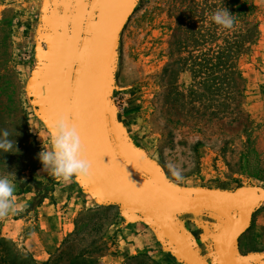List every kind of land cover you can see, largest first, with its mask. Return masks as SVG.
Returning <instances> with one entry per match:
<instances>
[{
    "label": "rangeland",
    "instance_id": "rangeland-1",
    "mask_svg": "<svg viewBox=\"0 0 264 264\" xmlns=\"http://www.w3.org/2000/svg\"><path fill=\"white\" fill-rule=\"evenodd\" d=\"M95 3L0 0V131L16 141L12 152H0V176H9L20 192L28 188L26 208L10 216L28 215L23 237L37 221L36 207L56 202L60 181L38 159L47 141L39 134L61 113L67 64L70 86L97 13L87 5ZM224 8L234 19L227 29L211 20ZM108 86L113 147L139 173L183 195L240 186L264 195V0H135L116 42ZM77 182L75 193L92 191L94 203L72 205L70 230L45 259L3 235V220L0 237L37 263L189 264L140 213L104 202ZM174 221L203 261L216 264L213 240L222 218L198 211ZM235 256L264 264V198L235 243Z\"/></svg>",
    "mask_w": 264,
    "mask_h": 264
},
{
    "label": "water",
    "instance_id": "water-1",
    "mask_svg": "<svg viewBox=\"0 0 264 264\" xmlns=\"http://www.w3.org/2000/svg\"><path fill=\"white\" fill-rule=\"evenodd\" d=\"M134 3L135 0H106L97 8L86 43L76 56L70 86L67 64L60 108L61 113H75L85 155L92 162L91 175L82 180L102 201L116 204L126 212L140 213L189 264L206 263L183 236L174 218L198 211L212 212L223 220L213 240L216 264H258L248 258H237L235 243L249 228L253 212L264 198L259 189L253 186H240L231 191L201 188L183 195L139 173L113 147L107 123L109 68L118 36ZM71 53L69 62L73 61ZM136 176L149 180L155 192L143 190ZM251 193L257 196L255 201Z\"/></svg>",
    "mask_w": 264,
    "mask_h": 264
},
{
    "label": "clouds",
    "instance_id": "clouds-1",
    "mask_svg": "<svg viewBox=\"0 0 264 264\" xmlns=\"http://www.w3.org/2000/svg\"><path fill=\"white\" fill-rule=\"evenodd\" d=\"M211 20L226 29L234 24V19L227 8L217 10ZM47 129V132L39 134L40 137H47V141L42 142V150L38 153L43 170L60 182L89 177L92 162L85 155L78 126L65 113H58L47 123ZM9 136V131H0V152H12L13 147H16V141L10 140ZM169 168L175 179L182 178L179 170L172 165H169ZM14 192L15 184L12 179L9 176H0V217H6L16 211Z\"/></svg>",
    "mask_w": 264,
    "mask_h": 264
},
{
    "label": "crops",
    "instance_id": "crops-1",
    "mask_svg": "<svg viewBox=\"0 0 264 264\" xmlns=\"http://www.w3.org/2000/svg\"><path fill=\"white\" fill-rule=\"evenodd\" d=\"M80 182V181H79ZM81 183L77 180L72 182V184H65L60 182L55 191L56 202L55 203H41L36 207V212L38 214L37 221H35L32 229L28 231V234L23 237V231L30 225L28 215L24 213L21 217L10 218L14 213H10L6 217H0L3 220V232L2 234L13 239H20L21 243L31 252L35 253L36 257L39 259H45L50 252H53L58 246L62 237L69 231L70 214L73 209L72 205L83 207L82 205H88L87 203H94V195L92 191H84L81 189L80 195L75 193V186L80 189ZM28 188L24 191H18L17 185L15 184L14 192V206L16 211H21L22 207H25L26 200H28ZM67 202V207L61 210L62 206ZM26 208V207H25ZM15 211V212H16ZM5 220V221H4ZM137 226L140 229L148 230L145 222L137 221ZM137 239L141 237V234H137ZM133 245V244H132ZM138 245L129 246L127 248L128 252L131 250L135 252V248ZM124 252H121L119 258L122 257Z\"/></svg>",
    "mask_w": 264,
    "mask_h": 264
},
{
    "label": "trees",
    "instance_id": "trees-1",
    "mask_svg": "<svg viewBox=\"0 0 264 264\" xmlns=\"http://www.w3.org/2000/svg\"><path fill=\"white\" fill-rule=\"evenodd\" d=\"M0 264H58V261L37 263L31 257L23 256L10 239L0 237ZM68 264L75 263L71 261Z\"/></svg>",
    "mask_w": 264,
    "mask_h": 264
},
{
    "label": "bare ground",
    "instance_id": "bare-ground-1",
    "mask_svg": "<svg viewBox=\"0 0 264 264\" xmlns=\"http://www.w3.org/2000/svg\"><path fill=\"white\" fill-rule=\"evenodd\" d=\"M135 180L137 181L138 185L145 191L147 192H155V187L151 184V182L143 177H139V176H136L135 177ZM252 194V197L254 199V201L256 200L257 196L254 195L253 193ZM236 212V211H235ZM236 216V214H235Z\"/></svg>",
    "mask_w": 264,
    "mask_h": 264
},
{
    "label": "snow or ice",
    "instance_id": "snow-or-ice-1",
    "mask_svg": "<svg viewBox=\"0 0 264 264\" xmlns=\"http://www.w3.org/2000/svg\"><path fill=\"white\" fill-rule=\"evenodd\" d=\"M80 2L83 4L84 3V0H80ZM106 2V0H96V3L95 5H87L88 7H99L100 5L104 4ZM66 116L73 122L75 123L76 121V116H75V113H72V112H66L65 113ZM76 124V123H75ZM105 155H108L107 153Z\"/></svg>",
    "mask_w": 264,
    "mask_h": 264
}]
</instances>
